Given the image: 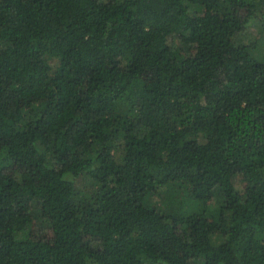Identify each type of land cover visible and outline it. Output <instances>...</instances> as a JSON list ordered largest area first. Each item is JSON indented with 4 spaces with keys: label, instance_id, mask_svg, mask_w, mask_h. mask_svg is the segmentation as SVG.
Instances as JSON below:
<instances>
[{
    "label": "trees",
    "instance_id": "1",
    "mask_svg": "<svg viewBox=\"0 0 264 264\" xmlns=\"http://www.w3.org/2000/svg\"><path fill=\"white\" fill-rule=\"evenodd\" d=\"M253 20L264 0H0V264H264Z\"/></svg>",
    "mask_w": 264,
    "mask_h": 264
},
{
    "label": "rangeland",
    "instance_id": "2",
    "mask_svg": "<svg viewBox=\"0 0 264 264\" xmlns=\"http://www.w3.org/2000/svg\"><path fill=\"white\" fill-rule=\"evenodd\" d=\"M248 31V37L246 38L245 42H248L249 39H254L257 37H264V23L253 20L246 28ZM249 43V42H248ZM217 206H215L216 208Z\"/></svg>",
    "mask_w": 264,
    "mask_h": 264
}]
</instances>
